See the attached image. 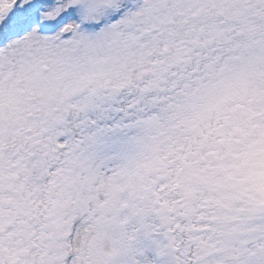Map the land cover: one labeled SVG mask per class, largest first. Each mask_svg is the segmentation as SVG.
<instances>
[{"label":"snow or ice","instance_id":"1","mask_svg":"<svg viewBox=\"0 0 264 264\" xmlns=\"http://www.w3.org/2000/svg\"><path fill=\"white\" fill-rule=\"evenodd\" d=\"M0 264H264V0H0Z\"/></svg>","mask_w":264,"mask_h":264}]
</instances>
